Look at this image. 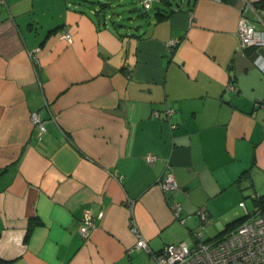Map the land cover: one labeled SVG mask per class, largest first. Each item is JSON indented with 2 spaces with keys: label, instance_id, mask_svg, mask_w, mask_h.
Segmentation results:
<instances>
[{
  "label": "crops",
  "instance_id": "obj_1",
  "mask_svg": "<svg viewBox=\"0 0 264 264\" xmlns=\"http://www.w3.org/2000/svg\"><path fill=\"white\" fill-rule=\"evenodd\" d=\"M112 1L0 0V264H157L132 221L159 252L264 194V47L236 34L264 30L259 0H158L127 25Z\"/></svg>",
  "mask_w": 264,
  "mask_h": 264
},
{
  "label": "built area",
  "instance_id": "obj_2",
  "mask_svg": "<svg viewBox=\"0 0 264 264\" xmlns=\"http://www.w3.org/2000/svg\"><path fill=\"white\" fill-rule=\"evenodd\" d=\"M139 1L142 7L147 10L151 8L154 1L158 0ZM236 34L243 47H264V30L257 29L243 15L238 20ZM62 36L68 41L71 39L68 32H63ZM256 106L264 107V100L257 101ZM166 111L170 112L171 110ZM30 118L40 132L45 131V124L39 111H33ZM154 159H156L154 154L146 156L148 162ZM159 185L164 192H169L177 186L168 165L160 176ZM254 197H258V195H254ZM239 206L244 210L243 220L235 227L207 240L202 239L203 223L207 220V215L203 208L199 209L197 215L201 224L192 232L196 241L183 240L178 243H169L164 245L159 252L151 250L132 221L130 230L136 236L135 248L152 254L157 264H264V201L256 202L254 200L251 209H248L244 201L239 202ZM170 208L174 216L184 223L185 217L181 214L180 202L171 199ZM93 225V214L89 210L84 211L80 226L82 237H88Z\"/></svg>",
  "mask_w": 264,
  "mask_h": 264
},
{
  "label": "rangeland",
  "instance_id": "obj_3",
  "mask_svg": "<svg viewBox=\"0 0 264 264\" xmlns=\"http://www.w3.org/2000/svg\"><path fill=\"white\" fill-rule=\"evenodd\" d=\"M111 5L112 6L110 10L122 16V18L119 21V24H124V25L128 24L129 17L136 18L142 14L143 10H145L138 5L136 7H139L141 9L139 11H132V8L134 7V5L132 6L128 4L127 1L119 2L118 0H113ZM151 11H153V9H151ZM243 201L245 202L248 209H251L252 207L251 196L250 195L246 196ZM235 215H238V216H235ZM241 215H243L242 208L239 207L238 204H234L225 216L226 218L227 217L237 218V217H240ZM229 220L231 221L230 218Z\"/></svg>",
  "mask_w": 264,
  "mask_h": 264
},
{
  "label": "trees",
  "instance_id": "obj_4",
  "mask_svg": "<svg viewBox=\"0 0 264 264\" xmlns=\"http://www.w3.org/2000/svg\"><path fill=\"white\" fill-rule=\"evenodd\" d=\"M256 5L259 6V7H261V8H264V0H259ZM254 200L256 202L264 201V194H261V195L259 194L258 197L252 196L251 197L252 203H253ZM244 216L245 215L243 214V216H241L239 218H236L233 221H231L228 224H226L225 227H224V229L221 230L216 236H218V235L222 234L223 232H226L227 230L235 227L238 223H240L243 220ZM31 226H32V223H30V227Z\"/></svg>",
  "mask_w": 264,
  "mask_h": 264
},
{
  "label": "water",
  "instance_id": "obj_5",
  "mask_svg": "<svg viewBox=\"0 0 264 264\" xmlns=\"http://www.w3.org/2000/svg\"><path fill=\"white\" fill-rule=\"evenodd\" d=\"M136 10H137V11H139V10H140V8H136Z\"/></svg>",
  "mask_w": 264,
  "mask_h": 264
}]
</instances>
